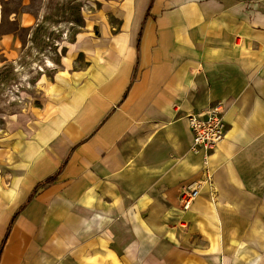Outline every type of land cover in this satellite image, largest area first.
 <instances>
[{"label": "crops", "instance_id": "0c3cea01", "mask_svg": "<svg viewBox=\"0 0 264 264\" xmlns=\"http://www.w3.org/2000/svg\"><path fill=\"white\" fill-rule=\"evenodd\" d=\"M122 1L120 30L66 48L84 64L49 86L54 113L0 210V264H208L220 238L227 250L228 235L260 234L239 209L264 192V0ZM36 19L17 16L30 30ZM215 103L224 137L183 209L204 159L187 116Z\"/></svg>", "mask_w": 264, "mask_h": 264}, {"label": "rangeland", "instance_id": "374dc122", "mask_svg": "<svg viewBox=\"0 0 264 264\" xmlns=\"http://www.w3.org/2000/svg\"><path fill=\"white\" fill-rule=\"evenodd\" d=\"M122 0H0V210L12 197L17 178L24 168L23 155L37 134L45 130L55 96L49 86L56 76L83 66L86 56L71 63L59 55L67 40L80 31L73 50H87L93 40L120 30L122 21L114 16ZM80 4V6H79ZM77 7L78 12H77ZM34 15L42 28L35 41L32 30L20 27L19 13ZM84 19L80 25L79 16ZM35 26H33L34 28ZM97 28L99 35H96ZM132 34V27L129 29ZM80 47V48H79ZM51 113V114H52ZM49 114V115H51ZM179 196V194H178ZM239 212L253 220L259 235H228V248L220 238L218 261L208 264H264V192L250 193ZM259 204V205H258ZM248 224H246L247 226ZM216 250V251H218Z\"/></svg>", "mask_w": 264, "mask_h": 264}, {"label": "built area", "instance_id": "2783aa9c", "mask_svg": "<svg viewBox=\"0 0 264 264\" xmlns=\"http://www.w3.org/2000/svg\"><path fill=\"white\" fill-rule=\"evenodd\" d=\"M225 110L222 103H215L205 108L203 114L191 113L187 116L189 130L192 134L190 150L203 153L202 178H195L185 184L179 192V202L183 209H188L197 197L202 186L209 183L208 152L222 141L225 133Z\"/></svg>", "mask_w": 264, "mask_h": 264}, {"label": "trees", "instance_id": "16d2710c", "mask_svg": "<svg viewBox=\"0 0 264 264\" xmlns=\"http://www.w3.org/2000/svg\"><path fill=\"white\" fill-rule=\"evenodd\" d=\"M79 6H80V4H79ZM78 8H79V7L76 8V9H77V12H78ZM149 9H150V6L148 5L147 8H146V11H145V13H144V18H146V17L148 16V11H149ZM78 16H79V20H80V25L83 26V25H84V24H83V23H84V19H83V17H82L80 14H79ZM41 28H42L41 23L36 24V26L33 28L34 31H33V35H32V37H31V39H32L33 41H35V40L37 39L38 34H39L40 31H41ZM28 30H30V28H28ZM140 31H141V28H140ZM140 31H139V34H138V38H139V36H140ZM78 32H79V31L74 32L75 35H76V33H78ZM95 33L97 34V31H96ZM75 35L72 36V38H70V40H67L69 44L72 43V42H74V40H75ZM137 41H138V39H137ZM66 48H67V46H65V45L62 46V49H61L59 55H63V54L66 52ZM53 180H54V175L49 176V177L46 178L45 180H43V181H41L40 183H38V184L34 187V190H35L36 188L40 187V186H47L48 184L52 183ZM34 190H33L32 193L29 195L27 201H28L29 198L32 196ZM23 206H24V204L21 205L20 207H18V208L16 209V211H15V212L13 213V215H12V218H11L10 223L13 222L14 218L16 217V215L19 213V211L22 209Z\"/></svg>", "mask_w": 264, "mask_h": 264}]
</instances>
